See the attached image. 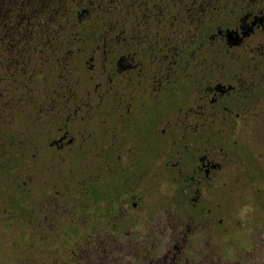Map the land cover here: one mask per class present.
Wrapping results in <instances>:
<instances>
[{
    "label": "flooded vegetation",
    "instance_id": "flooded-vegetation-1",
    "mask_svg": "<svg viewBox=\"0 0 264 264\" xmlns=\"http://www.w3.org/2000/svg\"><path fill=\"white\" fill-rule=\"evenodd\" d=\"M247 134L264 135V0H0V141L76 151L111 201L125 170L160 163L193 207L236 167L226 146L259 155ZM133 193L112 223H139Z\"/></svg>",
    "mask_w": 264,
    "mask_h": 264
},
{
    "label": "rangeland",
    "instance_id": "rangeland-1",
    "mask_svg": "<svg viewBox=\"0 0 264 264\" xmlns=\"http://www.w3.org/2000/svg\"><path fill=\"white\" fill-rule=\"evenodd\" d=\"M44 67L50 79L51 63ZM240 139L259 155L243 158L238 146H226L236 167H226L201 203L190 207L184 196L188 183L182 177L169 180L160 163L145 173L140 162L125 170L111 201L107 172L83 170L74 161L76 151L60 159L48 144L34 150L35 139L18 150V138H5L0 141V264H151L157 259L170 264L180 249L178 264H264V135ZM84 153L81 162L90 161ZM131 193L141 220L125 212L123 221L112 223ZM186 233L198 235L194 254L181 237Z\"/></svg>",
    "mask_w": 264,
    "mask_h": 264
}]
</instances>
